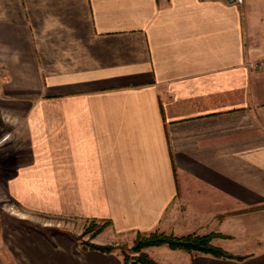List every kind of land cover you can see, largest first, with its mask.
<instances>
[{
  "label": "crops",
  "instance_id": "1",
  "mask_svg": "<svg viewBox=\"0 0 264 264\" xmlns=\"http://www.w3.org/2000/svg\"><path fill=\"white\" fill-rule=\"evenodd\" d=\"M0 189L28 219L110 222L264 264V0H0ZM0 216V264H125Z\"/></svg>",
  "mask_w": 264,
  "mask_h": 264
},
{
  "label": "rangeland",
  "instance_id": "2",
  "mask_svg": "<svg viewBox=\"0 0 264 264\" xmlns=\"http://www.w3.org/2000/svg\"><path fill=\"white\" fill-rule=\"evenodd\" d=\"M0 216L6 218V223L10 227L40 230L48 228L55 232L56 239L57 237L66 238L69 239L72 244L80 245L84 248H89L90 244H117L122 248L126 247L127 254L130 256L129 264H140L133 262L138 253L132 252L130 249L133 246L136 236L132 241L128 240V238L125 236L123 237L122 234L113 231L111 229V224L107 221H74L62 218L45 220L40 217L28 219V217L20 212L19 208L13 204L10 197L3 189H0ZM148 248H145L144 251L147 252L146 250ZM114 251H119L122 254L120 248Z\"/></svg>",
  "mask_w": 264,
  "mask_h": 264
},
{
  "label": "trees",
  "instance_id": "3",
  "mask_svg": "<svg viewBox=\"0 0 264 264\" xmlns=\"http://www.w3.org/2000/svg\"><path fill=\"white\" fill-rule=\"evenodd\" d=\"M110 223V222H109ZM217 233H210L206 235L188 234L177 236L174 234H167L160 231L140 232L136 234L133 246L130 248L132 252L138 253L135 258V263L140 264H158L150 255L144 251L145 248L151 246L167 245L171 249H183L190 253H206L220 258H233L242 260L245 256H237L229 253L228 251L215 246L212 243L214 237L218 236ZM90 249L99 250L102 252H112L120 248L123 254L124 263L129 264L130 256L127 254L126 247L122 248L117 244H90Z\"/></svg>",
  "mask_w": 264,
  "mask_h": 264
},
{
  "label": "built area",
  "instance_id": "4",
  "mask_svg": "<svg viewBox=\"0 0 264 264\" xmlns=\"http://www.w3.org/2000/svg\"><path fill=\"white\" fill-rule=\"evenodd\" d=\"M224 1L232 5H241L244 3V0H224Z\"/></svg>",
  "mask_w": 264,
  "mask_h": 264
}]
</instances>
